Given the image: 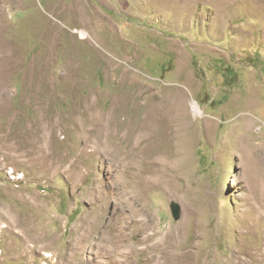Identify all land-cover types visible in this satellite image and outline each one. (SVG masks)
Segmentation results:
<instances>
[{
  "label": "rangeland",
  "instance_id": "1",
  "mask_svg": "<svg viewBox=\"0 0 264 264\" xmlns=\"http://www.w3.org/2000/svg\"><path fill=\"white\" fill-rule=\"evenodd\" d=\"M0 72V264L50 263L34 237L67 260L98 209L75 260L124 264L97 241L123 213L127 264H163L178 232L199 245L198 264H264V0H0ZM170 92L186 101L191 138L169 117L134 152L122 130L85 124L99 114L140 128L147 111L173 107ZM183 136L191 163L177 172ZM110 142L113 155L95 150ZM130 176L148 178L143 196ZM184 197L203 211V235L183 225ZM133 221L156 251L135 245L145 231L132 234Z\"/></svg>",
  "mask_w": 264,
  "mask_h": 264
},
{
  "label": "bare ground",
  "instance_id": "2",
  "mask_svg": "<svg viewBox=\"0 0 264 264\" xmlns=\"http://www.w3.org/2000/svg\"><path fill=\"white\" fill-rule=\"evenodd\" d=\"M72 21H70V22L72 23ZM73 22H75V21H73ZM174 92H170V94L167 93L168 94L167 100H165V102L168 103L169 105L171 104V101H173V107L170 109L169 108L168 109L163 108L160 112L159 108H158V104H157L154 107L158 108V110H154V112H148V111L146 112V114L143 117V119H144L143 125L141 124L140 128L139 127L138 128H132V126H130V128L123 127V126L117 127L116 124H113V118L110 115H106V116L102 117L99 114L96 116H93L92 119H89V117L86 118V116H85V124L87 125L90 123H97V127L99 125L101 127L100 130H98V132H101V134H103L102 132H104L105 130L110 131V132H113L116 130H122L121 134L129 135L130 139H132V141H133L132 142V151H134V152L135 151L139 152V150L142 149L140 147V145H141L140 143H143L146 140L149 141V140L154 139V141L156 142L157 138L159 137V132H160V128H159L158 124L162 123V125L163 124L166 125L169 117H172L174 119L175 124H176V128L173 130V132L176 133L175 134L176 137L177 136H178V138L181 137V134H180L181 131H182V133L189 136V134L191 132V123H190V119L188 118V111H187L188 107L186 106V101L181 94H179V96H178V94H175ZM191 105H192L191 108H192L193 112L195 113V115L198 116L199 114H202L201 108L197 103H191ZM119 111H121V110H118V112ZM163 126H161V127H163ZM101 134L98 133V136L101 137L102 136ZM161 134H163V133H161ZM191 135L192 134H190V136H189L190 138H191ZM162 137H164V135ZM190 138L184 139V136H183V139L180 142V145H179V149L181 150L180 155L178 154L179 155L178 158L177 159L174 158V160H172L173 162L171 161L172 166H170V167H173L174 171L175 170L177 172L183 171V170L187 169V167L191 163V155L189 153V148L191 146L190 145L191 144ZM188 143H190V144H188ZM113 144H114L113 142H110L108 147L103 148L102 151L99 148H96L95 150L100 152V153H103V154L113 155L111 153ZM86 149L87 148L82 149L83 154H85L84 152L86 151ZM120 154H122L120 149L114 150V156L120 155ZM131 154L132 153H130V155ZM167 157H170V156H165V158H167ZM61 166H63V165L61 164ZM61 166H59V167H61ZM169 170H168V172H169ZM129 179H130L129 183L132 184V187L136 190L137 194L140 196H143L145 191L148 190V186H151V183L147 184V179H148L147 177H140V179H139V178H137V176H133V177L130 176ZM162 183H164V182H162ZM169 183H171V182H169ZM153 184L156 186L160 185V183H158L156 180L154 181ZM170 188L175 189V188H173V185H171ZM182 201H183V204L185 207L184 208V210H185L184 211L185 212L184 222L182 221L183 225L185 227H189V225L191 226L192 224H194L196 233L201 235L202 233L200 232V230H201L200 228L202 227V224H201V220L199 217H201V215H203V211H200V209H198V208L191 207V205L189 204V202L187 200V197L182 198ZM96 209H97V207H96ZM94 211H96V214L92 218H85L82 220V223L79 227L78 239H76V243L72 245L71 254L69 255V258L67 260L61 261L60 258L58 256H56V254H54V252L52 254L49 253L48 250L51 249L52 245L48 244V240H43L42 238H38V240L36 239L37 240L36 241L35 237H34L31 240L32 241L31 243H33L32 245H34V242H36L37 246H30V248L32 250H38L40 252H41V250H44V252L46 253V256H47L46 258H48L50 261L52 260L48 264H91L90 260H87V261H84V260L80 261L79 259L75 260V256L78 254L79 250H81V249L84 250L85 247L87 248V246H85V243H89V242H91V240L96 238L95 234L97 233L98 229L101 227L103 215L100 213L99 209L94 210ZM92 213L94 214L95 212H92ZM89 215H92V214H89ZM124 219H126V217L122 213V215L120 216V219H118V221L109 223L108 224V230L107 231L103 230L100 237L97 238L98 239L97 241L99 243L98 245L101 246L99 248L100 250L101 249L105 250V247L106 248L107 247H110V248L113 247V249H110V250H113V253L116 256H118L119 252L122 251V253H123L122 255L124 256V259H125L123 263L127 264V263H129L128 258H132L133 251H131L129 254H127L123 250L125 248L123 243L128 242V245H130V242H131L130 239H127L125 237L124 231H125L126 227H125ZM133 222H134L133 223L134 227L131 228L132 234L135 232V230H136L135 228H141L142 227L143 228L142 230L145 231V235L142 238V240H140V242H138V243L135 242V245H138V247L144 245L143 247H145V248L141 251L142 253L148 254V253L152 252L153 248H150L148 246L150 241H152L155 237V235L149 234V232L151 231V228L147 224H140V223L138 224L136 221H133ZM181 226H182V224H181ZM31 229H34V228H31ZM27 232L25 231L24 228H22L21 234H23L22 238L25 241V243L29 242V239H30V238H28L29 236L27 235ZM171 234H169L171 239L167 241L165 246H163V248H166V250L164 249L162 251L163 257L165 258L163 264H192V262L193 263L196 262L198 259V256H199V249H198L199 245L197 243H194L191 246H183L180 243V240L182 238L181 232H178L176 234V236L174 235L175 233H171ZM34 236H35V234H34ZM39 244H42V246L39 247L38 246ZM128 245H126V246H128ZM135 248H136V246H135ZM154 251H156V250H154ZM51 252H52V250H51ZM96 254L98 257L102 256L100 254V252H98ZM23 257H24V255H23ZM158 259H160V258L158 257ZM151 261H154L155 264H162L161 261L154 258V256L151 257ZM94 262L96 264H98L96 261H94ZM94 262L92 261V263H94ZM148 263H149V259H148Z\"/></svg>",
  "mask_w": 264,
  "mask_h": 264
}]
</instances>
